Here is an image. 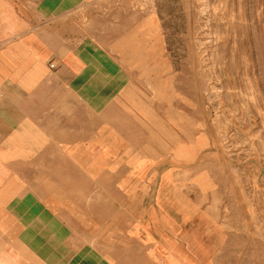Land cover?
Here are the masks:
<instances>
[{
    "label": "crops",
    "instance_id": "obj_1",
    "mask_svg": "<svg viewBox=\"0 0 264 264\" xmlns=\"http://www.w3.org/2000/svg\"><path fill=\"white\" fill-rule=\"evenodd\" d=\"M105 5L0 0V264H214L221 222L156 169L154 18L102 34Z\"/></svg>",
    "mask_w": 264,
    "mask_h": 264
},
{
    "label": "rangeland",
    "instance_id": "obj_2",
    "mask_svg": "<svg viewBox=\"0 0 264 264\" xmlns=\"http://www.w3.org/2000/svg\"><path fill=\"white\" fill-rule=\"evenodd\" d=\"M107 3L92 7L108 20L101 33L118 32L119 12L149 14L148 43L169 67L140 86L156 113L157 173L176 175L221 222L214 264H264V0Z\"/></svg>",
    "mask_w": 264,
    "mask_h": 264
},
{
    "label": "bare ground",
    "instance_id": "obj_3",
    "mask_svg": "<svg viewBox=\"0 0 264 264\" xmlns=\"http://www.w3.org/2000/svg\"><path fill=\"white\" fill-rule=\"evenodd\" d=\"M215 52V51H214ZM198 138H202V139H204V135H199L198 136ZM198 138H196V139H198ZM182 150V149H181ZM188 151H189V149H187ZM192 157V156H191Z\"/></svg>",
    "mask_w": 264,
    "mask_h": 264
}]
</instances>
